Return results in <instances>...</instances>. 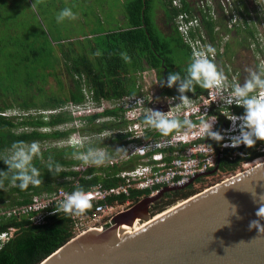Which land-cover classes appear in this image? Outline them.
Masks as SVG:
<instances>
[{"label": "trees", "instance_id": "obj_1", "mask_svg": "<svg viewBox=\"0 0 264 264\" xmlns=\"http://www.w3.org/2000/svg\"><path fill=\"white\" fill-rule=\"evenodd\" d=\"M160 3L166 15L167 31L159 28L154 0H123V22L108 24L100 19L102 23L98 27L89 28L79 35L61 34L50 37L44 32L39 35V32L28 28L23 22L19 23L18 19L7 24L0 20V155L7 154L10 146L18 141H38L42 152L41 157L33 160V164L40 169L41 184L30 185L27 190L21 191L5 179L0 186L1 207L28 203L33 195L51 192L60 187L69 190L82 187L87 190L100 181L106 185L118 183V177H103L98 174L89 178L82 176L78 184L68 178L78 174L69 167L81 162L74 153L86 151L88 146H107L114 151L120 138L117 141L98 139L78 149L54 145L53 141L65 139L74 130L57 127L72 120V115L66 110L48 115L32 111L59 108L70 101L83 102L86 99V89L97 100H115L126 94L139 93V79H142L141 73L147 69L158 73L164 93L181 94L178 85L167 86V79L169 73H181L182 77L186 75L185 70L192 58L191 50L175 26L174 17L178 9L172 5V0H160ZM7 17H11L10 13ZM209 27L212 32V23H209ZM244 39L246 37L242 42H236V46L246 48L247 39ZM97 52L100 54L97 55ZM122 54H126L128 59ZM61 68L65 72V79L59 73ZM50 77L57 80L58 91L48 86ZM204 92L206 89L195 85V91H187L185 94L198 96ZM12 109L18 113L10 116L2 114L3 111ZM118 110L106 113L116 114ZM235 111L244 112V109L236 105ZM96 117L89 116V124L82 130L100 132L106 127L121 124L97 123ZM225 124L226 119L220 116L219 128ZM44 127L51 129L43 130ZM211 141L217 149L220 148L221 142ZM262 156L264 141L261 140L252 147H227L223 156L217 159L218 168L214 173H235L244 163ZM49 157L63 166L58 175L54 176L48 171ZM131 164L116 165L113 169L116 171ZM216 165L209 170H214ZM7 168L0 161V170L7 171ZM95 169L96 167H91L89 172ZM203 178V175L198 176L181 189L166 191L151 205V214L162 212L178 200L200 192L194 184ZM149 193L133 191V200L137 201ZM91 205L85 213L95 206L93 203ZM11 226L17 229L0 248V264H39L75 236L72 216L63 213L51 214L41 224L33 223L25 215L0 218V231Z\"/></svg>", "mask_w": 264, "mask_h": 264}, {"label": "built area", "instance_id": "obj_2", "mask_svg": "<svg viewBox=\"0 0 264 264\" xmlns=\"http://www.w3.org/2000/svg\"><path fill=\"white\" fill-rule=\"evenodd\" d=\"M172 5L178 9L174 17L175 26L184 43L190 47L191 55L193 56L194 51L203 50L218 69L225 73L229 83L235 80L243 84L248 78L249 69L245 71L239 57L250 58L251 69H256L257 65L264 61V0H172ZM209 23H212V32ZM245 37L246 48L236 46L235 43ZM209 46L215 51L209 53ZM149 71L151 70L147 69L141 73L139 93L126 94L115 100L107 98L97 100L92 92L86 89V99L83 102L70 101L59 108L32 111L35 114L42 112L48 115L66 110L72 115V120L57 126L60 129L74 128L68 137L61 139L60 142L64 144L59 146H72L78 149L98 139L117 141L120 138L115 148L128 149L127 155L120 158L115 153V148L111 151L107 146L100 147L113 155L111 162L94 166L84 165L81 161L69 167L78 173L69 177L74 184L79 183L80 177L89 178L94 174L120 178L117 184L106 185L100 181L85 190L91 194L90 201L95 206L88 213L80 216L71 215L75 236L88 229H101L111 223L118 212L135 202L133 191H149L148 195H154L165 186L184 185L198 173L214 167L217 159L223 156L224 149L231 147L223 146L225 141H222L220 148L217 149L210 138L200 133L198 127L191 130L178 129L168 136H163L157 130L146 126L143 117L145 110L149 108L170 111L173 116L180 119H183L187 112L189 118L197 124L199 118L203 116L205 119L216 121L214 128L221 133L229 129L232 123L226 116L243 114L235 111L236 104L231 105L230 110L223 108L226 105L216 98L214 89H206V92L198 96L187 95L190 98V106H186L179 99L181 94L164 93L160 83L155 86L147 76ZM227 94L228 90H225L224 95ZM192 108H195V111H192ZM116 109H119L116 114L106 113ZM17 113L15 109L2 112L3 115L9 116ZM92 115L97 116L95 118L97 123L121 124L106 127L100 132L82 130L88 126V117ZM220 116L227 121L221 128ZM238 133L237 128L231 134ZM225 140H228L227 135ZM55 143L56 141L53 142L54 145ZM127 163L132 164L116 171L113 169L116 165ZM91 167H96L95 171L89 172ZM71 191L73 190L60 187L51 192L35 194L25 204L0 206V218L25 215L35 224L44 223L49 215L55 214L53 212L55 202L63 199L64 195ZM16 229L11 226L0 231V248L14 235Z\"/></svg>", "mask_w": 264, "mask_h": 264}, {"label": "water", "instance_id": "obj_3", "mask_svg": "<svg viewBox=\"0 0 264 264\" xmlns=\"http://www.w3.org/2000/svg\"><path fill=\"white\" fill-rule=\"evenodd\" d=\"M217 168L142 196L108 225L72 237L39 264H264V233L249 229L258 219L257 200H264V160L151 214L166 191Z\"/></svg>", "mask_w": 264, "mask_h": 264}, {"label": "clouds", "instance_id": "obj_4", "mask_svg": "<svg viewBox=\"0 0 264 264\" xmlns=\"http://www.w3.org/2000/svg\"><path fill=\"white\" fill-rule=\"evenodd\" d=\"M35 11V3L31 7ZM65 18H75V13L69 7H64L56 15L57 22H62ZM215 50L208 47V52ZM100 53L97 52V55ZM125 59H128L126 54ZM248 78L243 84L233 80L228 82L225 73L218 69L215 62L205 54L203 50L194 51L191 62L187 66L182 77L181 73H169L167 86L173 87L178 85L181 93L179 99L182 104L190 106V98L185 95L187 91H195V85H199L204 89H214L216 98L223 101L224 105L230 110V106L236 104L243 107L242 115L226 116L232 123L229 129L224 133L215 130L214 120L205 119L203 116L199 118L198 124L189 118L185 112L184 118L180 119L173 116L172 113L146 109L143 117V123L155 130L163 136H168L174 130L185 129L191 130L199 128L206 138H210L216 142L225 141L223 146L237 147L241 144L252 147L258 140L264 141V61L260 62L256 69H249ZM159 83L161 81L159 80ZM228 90L225 96L224 92ZM195 111V108H192ZM239 121V124H237ZM238 134H231L236 129ZM226 135L228 140H225ZM241 147V146H240ZM115 153L123 158L127 155L128 149L123 147L115 148ZM74 155L80 159L84 165L101 166L106 162H111L114 158L112 154L106 152L103 148L88 146L84 152H76ZM42 156L41 144L38 141L14 142L7 151V154L0 155V161L7 166V171L0 170V186L7 179L10 185L18 187L21 191L27 190L29 186H38L41 184L40 169L33 164L34 158ZM48 171L54 176L58 175L63 166L59 162H54L52 157L48 158ZM90 193L86 192L82 187L74 188L70 193H66L63 199L55 202L53 208L54 213L65 215L80 216L89 209L91 205ZM260 207L257 210L258 219L249 222V229H256L258 233H264V200H257ZM234 211L235 208L233 207Z\"/></svg>", "mask_w": 264, "mask_h": 264}, {"label": "rangeland", "instance_id": "obj_5", "mask_svg": "<svg viewBox=\"0 0 264 264\" xmlns=\"http://www.w3.org/2000/svg\"><path fill=\"white\" fill-rule=\"evenodd\" d=\"M34 3L35 11L31 8ZM154 5L157 8L156 19L161 18V22L158 21V24L160 28L165 29V25H162L163 9L160 0H154ZM64 7L71 8L75 13V18H65L64 21L58 23L56 15ZM124 10L123 0H0V20L4 24H7L11 20L15 22L18 19L19 23L23 22L28 28L39 32V35H42L41 32H44L50 37H57L61 34L79 35L80 33L87 32L89 28L92 29L94 26L98 27L102 21L108 24L121 23L123 22ZM9 13L11 17H7ZM4 30H6L5 27ZM241 60L245 71L251 69L252 63L250 58L242 59L239 57V61ZM59 73L65 79L63 68L59 69ZM147 76L150 77L155 86L159 84V75L157 72L151 70L147 73ZM48 86L58 91L59 84L54 77H50ZM60 141L61 139L56 140L55 144L63 145L64 143ZM263 160L264 156L246 162L237 172L247 169L256 162ZM235 173L218 172L215 174L212 171L203 175V180L195 182L194 185L201 191L212 184L231 177Z\"/></svg>", "mask_w": 264, "mask_h": 264}, {"label": "flooded vegetation", "instance_id": "obj_6", "mask_svg": "<svg viewBox=\"0 0 264 264\" xmlns=\"http://www.w3.org/2000/svg\"><path fill=\"white\" fill-rule=\"evenodd\" d=\"M162 20H163V21H162V22H163L162 25H163V24L165 25L166 15H163ZM158 21L161 22V18H158V19H157V22H158ZM158 25H159V24H158ZM159 28H160V26H159ZM160 29L163 30V31H167V28H166V27H165V29H162V28H160Z\"/></svg>", "mask_w": 264, "mask_h": 264}, {"label": "bare ground", "instance_id": "obj_7", "mask_svg": "<svg viewBox=\"0 0 264 264\" xmlns=\"http://www.w3.org/2000/svg\"><path fill=\"white\" fill-rule=\"evenodd\" d=\"M260 161L256 162V163H259Z\"/></svg>", "mask_w": 264, "mask_h": 264}, {"label": "crops", "instance_id": "obj_8", "mask_svg": "<svg viewBox=\"0 0 264 264\" xmlns=\"http://www.w3.org/2000/svg\"><path fill=\"white\" fill-rule=\"evenodd\" d=\"M163 15H164V11H163Z\"/></svg>", "mask_w": 264, "mask_h": 264}]
</instances>
